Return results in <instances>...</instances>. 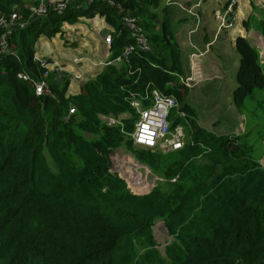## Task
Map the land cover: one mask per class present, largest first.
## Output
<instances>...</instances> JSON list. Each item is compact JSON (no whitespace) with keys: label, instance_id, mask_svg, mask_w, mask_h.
I'll return each mask as SVG.
<instances>
[{"label":"trees","instance_id":"trees-1","mask_svg":"<svg viewBox=\"0 0 264 264\" xmlns=\"http://www.w3.org/2000/svg\"><path fill=\"white\" fill-rule=\"evenodd\" d=\"M58 3L0 0V264H264V166L251 158L248 134L217 135L193 122L166 23L160 35L143 25L150 52L115 62L134 43L121 18L138 16L139 0H74L61 13ZM96 16L113 29L109 61L70 96L67 78L50 71L43 77L49 61L37 57L36 45L61 35L63 24ZM234 47L240 59L232 100L240 111L255 89L264 91V73L247 39L238 37ZM148 85L173 96L186 116H170L187 136L172 159L130 138L137 121L132 93ZM119 148L163 184L132 193L111 172ZM157 221L172 238L163 253L152 232Z\"/></svg>","mask_w":264,"mask_h":264},{"label":"crops","instance_id":"crops-1","mask_svg":"<svg viewBox=\"0 0 264 264\" xmlns=\"http://www.w3.org/2000/svg\"><path fill=\"white\" fill-rule=\"evenodd\" d=\"M228 2L156 0L151 4L148 0H139L141 11L138 17L151 32L160 35L166 23L180 51L182 78L190 77L191 81L198 83V87L207 85L212 91L211 96H215L216 92L227 94L228 88L222 84L226 73H230L231 68H238L240 57L234 47L238 37L247 39L254 49L264 51V0L241 1L234 9V25L221 29L215 12L223 11ZM112 30L99 16L81 18L71 25L63 24L61 35L51 39L39 38L37 57L48 59L52 70L59 68L60 75L69 80L67 94L76 95L80 85L94 78L108 63L110 53L104 36ZM201 72L205 76L194 78V74ZM217 72L221 74L219 85L222 87L208 84L217 80ZM188 89L191 91V88Z\"/></svg>","mask_w":264,"mask_h":264},{"label":"rangeland","instance_id":"rangeland-1","mask_svg":"<svg viewBox=\"0 0 264 264\" xmlns=\"http://www.w3.org/2000/svg\"><path fill=\"white\" fill-rule=\"evenodd\" d=\"M258 54L264 73V51H258ZM236 73V67L231 68L230 73H226V80L222 85L224 88H228V91H226L227 94L222 95H219V93L215 91V96H211L212 91L209 90L207 85L202 84L198 87V83L195 82V80L194 82L191 81V84H189L191 91H188L184 103L190 105V107L194 109L196 117L193 118V122L196 125L204 127L217 135L230 136L242 135L244 133L248 134V136L244 138V141L252 146L251 158L264 166V91L255 89L252 94L246 97V104L244 107H242L240 111L236 110L232 100V93L236 87ZM198 75L200 77L203 75L205 76L204 72H201L200 74H194V78H198ZM216 78L217 80H213L208 84L212 87L216 85L222 87L219 85L221 74L217 72ZM172 116L175 117L174 114H172ZM170 121H172V119H170ZM184 135V141H186L187 136L185 127ZM165 156H168L167 158L169 159L174 157L173 154ZM195 161H198L196 164L205 163V161L202 163L200 159H196ZM136 162L137 161L130 152L126 151L124 148H119L115 151L112 160L113 168L111 164V171H120L121 175L125 177V180L122 178L125 183H130L128 184L129 187L132 189L137 187L143 192L151 191L155 186L163 184V182L156 183L158 181L157 177L162 179V176L151 174V171L147 169L148 167H142L143 164ZM210 163L211 162H207L205 165L207 166ZM175 177L177 178L178 176ZM187 179L188 176L186 175L183 180H181L186 181ZM152 232L157 249L163 253L165 246L172 241V238L167 234L162 221L155 222L152 226Z\"/></svg>","mask_w":264,"mask_h":264},{"label":"built area","instance_id":"built-area-1","mask_svg":"<svg viewBox=\"0 0 264 264\" xmlns=\"http://www.w3.org/2000/svg\"><path fill=\"white\" fill-rule=\"evenodd\" d=\"M74 0H62L55 5L54 9L61 13L67 8V5ZM85 3H89L90 0H76ZM109 4H113L114 0H108ZM244 0H229L223 11L215 12V19L218 21L221 29L231 28L235 23L234 9L235 7ZM117 9L121 8V4L116 5ZM45 8L40 7L38 13H44ZM16 16L13 15L12 19ZM122 24L130 32V36L134 43L127 46L122 54L121 58H117L115 62H120L121 59H125L130 53L135 51L139 52H150L151 45L144 30L141 20L132 14H123L121 18ZM104 42L110 44V36L104 38ZM43 66L47 69L43 77L48 74V64L44 63ZM59 68L56 69L58 71ZM191 78L185 80L180 79L182 83L188 84ZM46 86L44 81L39 82L35 86L36 95H41L43 88ZM136 98L130 102L131 107L137 112L138 119L135 124L134 131L131 133V139L137 146L150 148L157 150L161 153H169L177 151L184 146V131L181 125L175 127L170 126L169 116L174 111L180 118H184V113L178 111V104L175 98L171 95H165L150 87L149 85L145 89L143 94L132 93ZM149 101L150 105L143 107L142 102ZM74 110L71 108L69 113H73ZM107 125L114 124L115 121L110 118H103ZM117 167V166H116ZM120 175V171H116ZM175 180H172V182ZM128 182V181H127ZM128 184H130L128 182ZM133 184V183H132ZM135 189H138L135 187ZM140 190V189H139Z\"/></svg>","mask_w":264,"mask_h":264},{"label":"clouds","instance_id":"clouds-1","mask_svg":"<svg viewBox=\"0 0 264 264\" xmlns=\"http://www.w3.org/2000/svg\"><path fill=\"white\" fill-rule=\"evenodd\" d=\"M60 2V1H59ZM227 5V4H226ZM138 17V16H137ZM139 18V17H138ZM144 27V26H143ZM146 32V31H145ZM106 36H110L109 34H107V35H105L104 36V38L106 37ZM147 36H148V34H147ZM149 39V38H148ZM150 42V41H149ZM105 43V42H104ZM106 44V43H105ZM107 45V44H106ZM151 45V44H150ZM260 58V57H259ZM260 63H261V61H260ZM48 64V70H50V72H56L57 73V75H60V72H59V70L58 71H56V70H52L51 68H50V64L49 63H47ZM189 78V77H188ZM180 79H183L182 77H179V83H181V84H183V85H185L187 88H189L190 86H189V84H190V82H191V80L189 81V83L188 84H185V83H182L181 81H180ZM186 78H184L183 80H185ZM36 94V93H35ZM39 96V95H38ZM176 100V99H175ZM177 102V101H176ZM178 104V103H177ZM179 111V110H178ZM179 112H182V111H179ZM173 113H175L174 111L172 112V114ZM182 113H184V112H182ZM171 114V115H172ZM170 115V116H171ZM175 115H176V113H175ZM170 116H169V119H171L170 118ZM177 116V115H176ZM178 117V116H177ZM105 118H107V117H105ZM110 118H112V117H110ZM178 118H180V117H178ZM185 118H186V116H185V113H184V118H180L182 121H184L185 122ZM113 119V118H112ZM137 119H138V114H137ZM102 120H103V118H102ZM114 120V119H113ZM104 121V120H103ZM115 121V123L114 124H111V125H109V126H112V125H115L116 123H117V121L116 120H114ZM137 122V121H136ZM136 124V123H135ZM177 125H181L182 127H183V131H184V126L182 125V124H177ZM176 125V126H177ZM170 126L171 127H175V126H172V124H171V121H170ZM134 128H135V125H134ZM134 131V130H133ZM131 135V134H130ZM185 136V135H184ZM130 138H131V136H130ZM132 140V139H131ZM132 142H133V140H132ZM185 142L186 141H184V145H185ZM134 144V143H133ZM134 146H136V147H141V148H145V147H142V146H137V145H135L134 144ZM184 147V146H183ZM182 147V148H183ZM181 148V149H182ZM145 149H150V148H145ZM153 150V149H152ZM180 150V149H179ZM157 151V150H156ZM178 151V150H177ZM159 152V151H158ZM173 152H176V151H173ZM173 152H169V153H173ZM161 153V152H160ZM169 153H162V154H169ZM118 162V161H117ZM135 162V161H134ZM137 163V162H136ZM142 167H145V168H147L145 165H142ZM112 168H113V164H112ZM148 169V168H147ZM149 170V169H148ZM150 171V170H149ZM112 173H115V172H113V171H111ZM116 174L122 179H124L125 177H123L122 175H120L118 172H116ZM152 174V173H151ZM157 179H158V181L156 182V183H158V182H164L165 180H163V179H161V178H158L157 177ZM176 179L177 178H173V179H171V180H169L171 183H174L175 181H176ZM125 180V179H124ZM172 180H175V181H173L172 182ZM126 186L128 187V189H130L131 187H129L128 186V183L126 184ZM130 191L132 192V193H135V194H146V193H149L150 191H145V192H143L142 190H139V189H130Z\"/></svg>","mask_w":264,"mask_h":264}]
</instances>
